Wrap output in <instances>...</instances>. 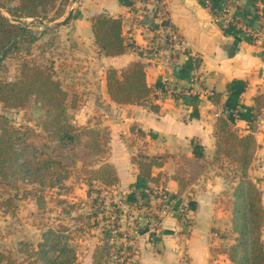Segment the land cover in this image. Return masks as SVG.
<instances>
[{
	"label": "crops",
	"instance_id": "1",
	"mask_svg": "<svg viewBox=\"0 0 264 264\" xmlns=\"http://www.w3.org/2000/svg\"><path fill=\"white\" fill-rule=\"evenodd\" d=\"M249 2L234 0L231 12L245 16ZM153 9L155 15H160V10L167 13L184 49L173 48L162 31L140 25L137 17ZM99 12L122 16L127 42L122 53L105 55L94 43L92 17ZM155 18L160 20L157 15ZM59 27H63L60 31L65 33L72 56L82 64L68 85L84 96L81 106L74 109L73 121L93 126L91 120L97 115L99 124L107 127V160L117 171L116 184L137 191L144 185L146 189L161 185L175 193L179 184L173 174L177 170L195 172L192 177L185 173L190 178L186 176L188 182L179 193L190 199L192 224L185 226L179 217L165 214L156 229L157 239H150L153 235L143 239L140 263L230 264L221 246L234 240L230 221L234 181L212 161L216 124L219 115H232L238 131L254 134L257 148L248 171L263 191L264 204L261 40L249 42L238 30L222 29L199 0H76L70 19ZM193 55L195 66L191 64ZM136 59L144 63L146 81L159 104L157 110L138 103H117L107 91V68H124ZM170 88H192L194 93L177 97ZM252 112L256 114L253 124L249 121ZM132 125L139 128L140 135L135 136ZM134 149L149 155L169 154L163 165L152 167L153 173L160 174L157 183L138 181V166L132 160Z\"/></svg>",
	"mask_w": 264,
	"mask_h": 264
},
{
	"label": "trees",
	"instance_id": "2",
	"mask_svg": "<svg viewBox=\"0 0 264 264\" xmlns=\"http://www.w3.org/2000/svg\"><path fill=\"white\" fill-rule=\"evenodd\" d=\"M16 1L9 4L7 10L17 18L32 17L43 18L48 6L55 0H7ZM68 0H60L59 4H66ZM264 12V0H261ZM65 8L59 9V16ZM248 11V10H247ZM233 31V29H226ZM92 31L94 43L105 55H115L125 51L127 42L123 34V19L121 15H112L107 12H99L92 17ZM18 37L6 53L2 50L11 40ZM249 42L253 41L251 36H244ZM37 36L30 30L26 22H15L9 19L0 10V68L5 57L18 48L20 41L30 43ZM26 53H31V46L27 47ZM107 91L112 100L117 103H138L148 105L157 110L159 104L153 100L155 94L145 78L144 63L133 60L124 68L110 66L106 70ZM256 95L257 107L258 98ZM31 97L41 104L44 109L42 130L36 131L31 126L20 127L3 119L0 124V192H4L0 204L9 208L14 204L17 195V181L23 175H29V181L38 180L39 184H45L48 175L51 180H60L65 174H60L61 169L68 167L70 163L65 160L66 149L74 151L71 155L80 159L83 164L90 166V176L87 179L91 194L93 181L101 185H112L118 181L117 171L110 161L107 160L109 151V131L103 128L92 127L91 124L81 126L72 120L69 109L77 107L76 94H69L62 87L61 82L55 77L52 64H44L34 61L32 58L24 57L18 64L17 74L13 79L0 77V102L8 107H18L25 104ZM249 121L256 117L253 112ZM140 133L139 128L134 125L131 130ZM45 137L42 147L35 145L31 139ZM51 141V144L47 142ZM23 146L18 148V144ZM80 147V148H79ZM257 140L252 132L242 133L233 125L232 115H219L216 124L215 150L213 162H217L221 169H226V175L237 177L233 186L231 226L235 233L234 240L221 247L227 255L230 264H264V206L263 192L257 185L253 176L249 173ZM77 149H83V155L76 153ZM92 156L90 160L85 156ZM169 154L149 155L138 150L134 153L132 160L138 166V181L146 184L149 181H158L160 174L153 173V166H161ZM174 156V155H170ZM73 159V158H71ZM229 171V172H228ZM177 170L173 177L178 181L179 189L174 194H179L188 182V176ZM55 176V178H54ZM188 176V178H186ZM145 187V188H144ZM145 197L151 188L146 189ZM10 189L15 192L11 193ZM99 188L96 190L99 193ZM35 200L38 205H43L45 199L41 193H37ZM134 196L128 194V201ZM94 200V199H93ZM135 201V200H134ZM120 237L124 234L117 230ZM130 247V246H127ZM24 254L22 260L17 261L15 257L0 250V264H20L27 259L30 264H72L76 259V251L66 232L48 227L41 232V238L36 246L25 242L24 248L18 249ZM99 253V254H98ZM101 253L99 248L95 249L93 264H100Z\"/></svg>",
	"mask_w": 264,
	"mask_h": 264
},
{
	"label": "rangeland",
	"instance_id": "3",
	"mask_svg": "<svg viewBox=\"0 0 264 264\" xmlns=\"http://www.w3.org/2000/svg\"><path fill=\"white\" fill-rule=\"evenodd\" d=\"M70 1L68 0L66 4H59L60 0H55L52 5L48 6L43 18L35 19L13 16L7 10V6L16 3V1L0 0V10L9 19L15 22H26L28 28L37 36L32 43L20 41L18 48L5 57L0 68L1 78H15L19 62L24 57L32 58L39 63L52 64L54 75L59 79L62 87L67 89L70 95L76 94L68 85L71 84L73 72L80 71L82 64L72 56L69 44L64 37L65 33L60 31V28L63 27L46 28L52 25L55 20H61L64 17ZM75 5L76 1L73 2L74 7ZM62 7L65 8V11L59 16V9ZM39 19L43 20V23H40ZM260 20L264 22V18ZM253 25L252 33L248 35L260 39L261 45L264 46L263 24L258 20ZM30 46L31 53L28 54L25 49ZM66 79L69 81L66 82ZM76 99L79 108L81 102L84 101L83 92L77 93ZM74 109H69L72 120ZM44 115V109L34 97L18 107H8L0 102V124L3 119H7L15 126H31L40 132L43 131L41 127ZM91 121L94 123L92 127H104L99 124L97 115H94ZM76 124L79 123L76 122ZM81 126H85V124H81ZM133 132L136 133L135 136L140 135L136 129ZM44 140L45 137L31 139L39 147H42ZM47 143L51 144L52 142ZM22 146L21 143L18 144L19 149ZM83 151V149H77L76 153L82 156ZM73 152L66 149L65 160L69 163L73 161L68 167L61 169L60 174H65L64 177L60 180H51L54 182L52 185L49 184L52 178L48 175L45 177L44 185L39 184L38 180L29 181V178H34L29 175H23V178L17 181L14 205L5 208L3 204H0V250L15 257L17 261L22 260L24 254L18 249L24 248L25 242L36 246L41 238V232L48 227H53L69 235L76 251V259L72 264H93L96 248H99L102 254L100 264H141L139 255L140 248L145 242L143 239L151 235L155 240L157 239L156 229L161 226L160 222L167 214L161 212V209H170L169 206H163L162 201L157 197L159 193H153L154 195L150 196L148 194L145 197L142 190H128L116 183L101 185L97 181H93V189L91 194H88L87 179L91 175L90 166L83 164L78 159L80 157L75 159L71 155ZM134 152L137 153L138 150L134 149ZM91 157L85 156L88 160ZM217 165V168L221 169L218 163ZM221 170L222 174H225L226 177L229 176L234 181L231 186L232 194L237 177H233L231 173L226 175V169ZM189 173L191 177L195 174L192 169ZM98 188L99 193L96 191ZM10 192L14 193L15 190L10 189ZM37 193L43 195L45 199L43 205H38L36 202L34 196ZM130 193L133 194L135 201H128ZM4 194V192H0V199ZM186 201L190 202V199L187 198ZM174 214L181 219L185 226L192 224V217H182L183 214L179 210H176ZM117 230H121L124 235L120 237ZM231 230L233 231L232 226ZM262 238L264 240V233ZM20 264L30 263L25 259Z\"/></svg>",
	"mask_w": 264,
	"mask_h": 264
},
{
	"label": "built area",
	"instance_id": "4",
	"mask_svg": "<svg viewBox=\"0 0 264 264\" xmlns=\"http://www.w3.org/2000/svg\"><path fill=\"white\" fill-rule=\"evenodd\" d=\"M249 8L248 11L245 12V16L235 15L231 12L232 7L234 6V0H199L202 6L207 8V10L212 14L213 18L218 22L219 26L222 29H233L238 30L244 36H250L254 22L258 21L263 24L264 22L260 19L264 18V13L262 10L261 0H249ZM154 9L150 11V13L140 14L137 18L139 19V23L142 27L152 30L162 31L166 41L171 43L173 48L175 49H184L183 40L180 38L179 34L170 24L167 13L160 10V15L156 14L160 17V20H156L155 14L153 13ZM257 35V33H254ZM254 41V37L251 36ZM151 47V46H150ZM139 50L142 51L143 48L139 47ZM196 55L191 57V64L193 66L196 65ZM174 67H178L177 64H174ZM195 76L192 77L194 80ZM170 91L177 96L183 97V95L191 96L194 92L192 88H170ZM152 189V187H149ZM148 189V188H147ZM150 189V190H151ZM148 191L149 196L154 195L153 193H159L157 197L160 198L164 207H168L170 209L162 208L161 212L164 213H172L174 214L176 210H179L182 217H190L191 205L189 201H186V197L181 196L180 194H174L169 192L164 186H154L153 190ZM175 215V214H174ZM154 237V236H153ZM151 237V239H154Z\"/></svg>",
	"mask_w": 264,
	"mask_h": 264
},
{
	"label": "water",
	"instance_id": "5",
	"mask_svg": "<svg viewBox=\"0 0 264 264\" xmlns=\"http://www.w3.org/2000/svg\"><path fill=\"white\" fill-rule=\"evenodd\" d=\"M75 1H76V0H71V1H70L69 8H68L66 14L64 15V17H63L61 20H55V21L53 22L52 25L47 26L46 28H53V27H57V26H60V25H64V24H66V23L68 22V20L70 19L72 13H73V10H74L73 2H75ZM35 19H36V18H35ZM35 19H34V21H35ZM38 21H39L40 23H43V20H41V19H39ZM17 39H18V37L13 38V39L11 40V42H10L7 46H5V48L2 50V54L6 53L7 50L11 47V45H12L14 42L17 41Z\"/></svg>",
	"mask_w": 264,
	"mask_h": 264
}]
</instances>
